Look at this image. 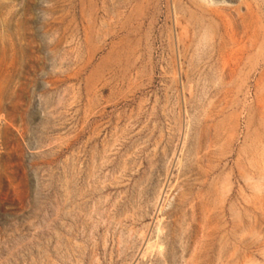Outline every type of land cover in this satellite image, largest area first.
Here are the masks:
<instances>
[{"label":"rangeland","instance_id":"1","mask_svg":"<svg viewBox=\"0 0 264 264\" xmlns=\"http://www.w3.org/2000/svg\"><path fill=\"white\" fill-rule=\"evenodd\" d=\"M0 264H264V0H0Z\"/></svg>","mask_w":264,"mask_h":264}]
</instances>
